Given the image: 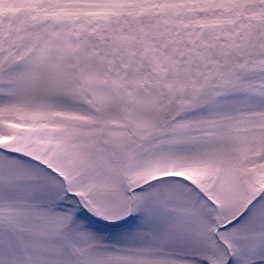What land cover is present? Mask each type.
<instances>
[{
    "label": "snow or ice",
    "instance_id": "obj_1",
    "mask_svg": "<svg viewBox=\"0 0 264 264\" xmlns=\"http://www.w3.org/2000/svg\"><path fill=\"white\" fill-rule=\"evenodd\" d=\"M0 264H264V0H0Z\"/></svg>",
    "mask_w": 264,
    "mask_h": 264
}]
</instances>
